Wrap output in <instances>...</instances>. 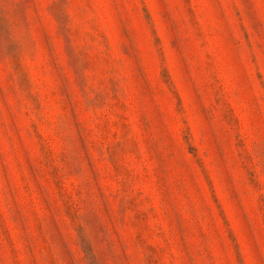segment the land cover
<instances>
[{
    "label": "rangeland",
    "instance_id": "1",
    "mask_svg": "<svg viewBox=\"0 0 264 264\" xmlns=\"http://www.w3.org/2000/svg\"><path fill=\"white\" fill-rule=\"evenodd\" d=\"M0 264H264V0H0Z\"/></svg>",
    "mask_w": 264,
    "mask_h": 264
}]
</instances>
